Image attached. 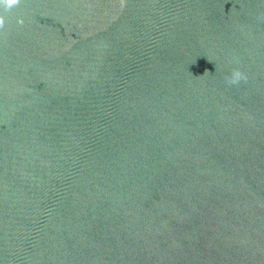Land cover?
<instances>
[{"label": "water", "instance_id": "water-1", "mask_svg": "<svg viewBox=\"0 0 264 264\" xmlns=\"http://www.w3.org/2000/svg\"><path fill=\"white\" fill-rule=\"evenodd\" d=\"M0 19V264H264V0Z\"/></svg>", "mask_w": 264, "mask_h": 264}, {"label": "clouds", "instance_id": "clouds-1", "mask_svg": "<svg viewBox=\"0 0 264 264\" xmlns=\"http://www.w3.org/2000/svg\"><path fill=\"white\" fill-rule=\"evenodd\" d=\"M5 0H0V3H4ZM8 6H12L19 3V0H6ZM3 26V20L0 19V27ZM241 81H247V76L240 69H233L226 77L225 82L229 86L238 85Z\"/></svg>", "mask_w": 264, "mask_h": 264}]
</instances>
